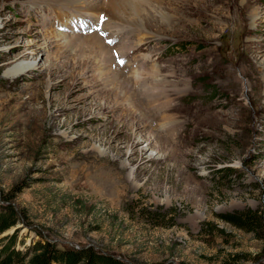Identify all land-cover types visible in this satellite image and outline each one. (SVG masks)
Returning a JSON list of instances; mask_svg holds the SVG:
<instances>
[{
	"label": "rangeland",
	"instance_id": "1",
	"mask_svg": "<svg viewBox=\"0 0 264 264\" xmlns=\"http://www.w3.org/2000/svg\"><path fill=\"white\" fill-rule=\"evenodd\" d=\"M143 1L154 19L118 32L152 61L126 74L137 54L116 60L102 15L83 28L62 3L0 0V213L18 219L0 264L43 241L125 264H264V0ZM248 211L259 224L231 222Z\"/></svg>",
	"mask_w": 264,
	"mask_h": 264
},
{
	"label": "bare ground",
	"instance_id": "2",
	"mask_svg": "<svg viewBox=\"0 0 264 264\" xmlns=\"http://www.w3.org/2000/svg\"><path fill=\"white\" fill-rule=\"evenodd\" d=\"M126 1L127 0H29V3H30V5H34V6H38L40 4L46 3L49 6H52L51 10L54 12H55V10L53 9V6L60 5L61 3L66 5L67 7L68 6L72 7L73 10H78V12L83 13V16H85L83 18H80L81 22L78 23V24L82 25L83 28L85 27V24H88V21L92 16L96 17L97 21L95 24L97 25L98 17L100 15H102L104 22L102 23V27L100 30L102 32L101 34H110V40H111L110 46L113 48L112 55H114V53L119 54V56L116 58V60H118L119 58H125L126 55L130 52H131V55L134 56L135 54H137L136 50L138 48L137 47L136 49H132V46L126 47V42L124 41L123 34L121 32H123V33L126 32V30H124V29L129 28V27L131 28V26L144 29L142 22H141V15L149 17L151 19H154V16L152 14L146 12V10H143V9L140 10V8H138L139 4L143 5L142 4L144 2L143 0H129L131 4L127 3ZM141 1H143V2L140 3ZM154 1L157 2V0H154ZM159 2H161V1L158 0V3ZM124 4H126L125 7H123ZM153 10H154V12L159 11V10H156L154 8H153ZM99 13H101V14H99ZM114 15L118 16V18L114 19V25H113V21L111 19H113ZM55 18L59 19L60 15H58ZM251 18H252V20L257 19L258 18L257 13H254ZM120 23L122 25H124L125 28L118 27L121 25ZM69 26H71V25H69ZM70 28H72V27H70ZM52 29H53L52 25L46 26L47 34L53 36L54 40L56 39V41H57L59 38H61V36H60V34L56 35ZM118 30H120L121 32H118ZM85 42L86 43L90 42L92 44L93 48L95 46L99 49V51H102L100 49V43L98 42L96 37H88V38H86ZM122 42H123V45L120 46V44ZM102 49H103V47H102ZM134 57H135L134 58L135 60L131 64L124 66V69L126 67H129L126 74L130 73L133 70L142 69L143 66H145L148 62L152 61L151 57H145V56H142L141 54H137ZM123 63H122V65H123ZM134 64L136 65V67L133 69V68H131V65H134ZM115 65L119 67V65L117 63H115ZM26 67H28V66L16 68L14 73L16 74V73L20 72L22 69H26ZM159 68H160V66H152L147 71L144 72L143 75L157 76V78L152 80V82L146 87V89L152 90V91L153 90L161 91V89H160L161 84H163L162 87L164 89V85H166L164 82L165 77L162 75ZM137 74L138 73H136V75ZM124 85H125V83L120 84V86L122 88L124 87ZM186 85L187 84L185 83V86ZM139 136H141V134H139ZM145 142H147L148 146L154 145L155 136L153 134L148 135V138L146 139ZM132 177H133V173L131 170H129V173L127 175V180L128 181L131 180Z\"/></svg>",
	"mask_w": 264,
	"mask_h": 264
},
{
	"label": "trees",
	"instance_id": "3",
	"mask_svg": "<svg viewBox=\"0 0 264 264\" xmlns=\"http://www.w3.org/2000/svg\"><path fill=\"white\" fill-rule=\"evenodd\" d=\"M230 220L240 226L243 225V227L244 225L249 226L260 223V220L250 211L238 216H231ZM17 222L18 219L12 208H7V211L0 213V233L13 227ZM7 255H9V252ZM17 255L19 256V254ZM16 258V264H125L122 260L108 255L104 256L102 253L90 248L83 249V251H64L57 249L47 241L38 242L27 256L21 255ZM26 258L27 260H25ZM9 263L6 261V264Z\"/></svg>",
	"mask_w": 264,
	"mask_h": 264
},
{
	"label": "water",
	"instance_id": "4",
	"mask_svg": "<svg viewBox=\"0 0 264 264\" xmlns=\"http://www.w3.org/2000/svg\"><path fill=\"white\" fill-rule=\"evenodd\" d=\"M104 256H107L106 254H103Z\"/></svg>",
	"mask_w": 264,
	"mask_h": 264
}]
</instances>
